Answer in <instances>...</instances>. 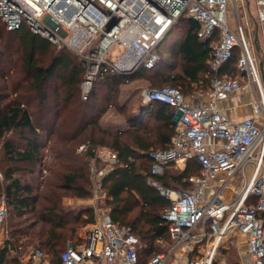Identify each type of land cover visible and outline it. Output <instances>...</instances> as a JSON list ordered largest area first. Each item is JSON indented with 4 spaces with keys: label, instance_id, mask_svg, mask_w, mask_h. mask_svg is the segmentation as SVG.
Returning <instances> with one entry per match:
<instances>
[{
    "label": "built area",
    "instance_id": "1",
    "mask_svg": "<svg viewBox=\"0 0 264 264\" xmlns=\"http://www.w3.org/2000/svg\"><path fill=\"white\" fill-rule=\"evenodd\" d=\"M232 1L0 0V17L7 29L26 26L59 48L70 49L86 63L80 84L85 100L94 82L108 71L131 75L141 67H155L161 58V43L181 16L198 22L201 39L213 38L219 32L211 43L214 77L207 90L188 96L173 85L142 91L145 103L171 104L178 116V128L169 146L148 151L153 163L147 181L171 202L162 217L169 222L172 242L145 264H173L178 253L186 256L185 264H213L233 231L246 236L251 264H264V86L254 47L238 11L235 25L229 21ZM257 3L256 21L262 24L264 0ZM117 45L124 49L115 57ZM236 47L240 48L236 77L221 76L222 65ZM247 87L255 91L252 115L233 120L220 102ZM191 158L202 167L199 174L190 177L192 188L181 190L158 179L168 165L185 168ZM96 160L104 161L109 170L97 169ZM118 160L116 151L98 148L91 158V178L102 177L98 188L104 186L103 176ZM8 215L7 197L2 194L3 248L11 241L5 228ZM140 246L132 226L114 222L108 212L88 224L80 242L62 251L61 260L62 264H141ZM19 258L21 264H51L41 249Z\"/></svg>",
    "mask_w": 264,
    "mask_h": 264
},
{
    "label": "trees",
    "instance_id": "2",
    "mask_svg": "<svg viewBox=\"0 0 264 264\" xmlns=\"http://www.w3.org/2000/svg\"><path fill=\"white\" fill-rule=\"evenodd\" d=\"M198 26L193 18H179L170 33L176 29L184 30L172 53V57L179 58L180 63L172 64L168 74L157 73L163 81L180 87L187 96L207 90L214 77L210 67L211 43L219 32L216 31L213 38L201 39L197 34ZM163 43L159 47L161 58L155 67H141L131 75L108 71L94 82L89 98L85 100L80 84L86 63L76 53L66 47L59 48L26 26L9 30L0 17V147L3 150L0 165L5 170L3 182H0V197L6 195L13 216L33 213L34 217L24 226L16 227L12 223L13 228L9 230L11 241L6 247H0V264H21L19 255L29 247L32 252L41 249L51 264H62L61 253L67 247L60 251L58 247L66 241V233L63 232L66 230V215L61 214L58 208V189H75L80 198L90 195V190H83V183L79 182L80 179L87 181L85 163L70 168L71 163L80 158L76 149L77 144L83 142L88 144L86 152L82 151L88 164L100 146L109 145L118 153L119 160L103 177V184L109 196L111 219L119 224L131 225L140 238L141 264L162 252L159 251L160 243L166 242L169 247L172 242L169 222L162 217V213L171 202L147 181L153 163L148 151L158 149L154 148L155 145L160 148L169 146L178 128L174 120V106L154 101L150 103V109L142 114L141 106L132 110L129 122L139 116L141 118L137 122L143 126H133V130L112 132L100 122L105 108L115 105L116 92L112 90L116 91L121 84L131 80L142 77L151 80L154 77L147 73L160 64ZM239 56L240 48L236 47L223 65L222 71L228 72L229 77H236L234 71L238 70ZM99 85L109 88L104 96L107 101L104 107L100 103L106 101L100 99ZM153 85L157 83L153 82ZM14 130H25L30 134L25 136L23 146L20 141L5 139L7 132ZM152 135L156 141L149 139ZM48 143H51L52 163L47 170L55 174V180L48 183L51 187L45 192L44 198L49 204L36 209L38 197L34 192L38 188L25 178L35 172L33 169L25 171L19 164L40 162L42 167L38 173L44 177L47 155L43 149ZM57 165L65 170L62 173L55 171ZM201 169L197 159L191 158L180 172H176L174 165H168L158 179L167 186L187 190L193 187L190 177L199 174ZM93 217L94 214L88 211L80 220L88 223L95 220ZM76 218L80 216L77 214ZM39 223L41 226H38ZM21 237L25 239L21 241ZM213 264L219 262L216 260Z\"/></svg>",
    "mask_w": 264,
    "mask_h": 264
},
{
    "label": "rangeland",
    "instance_id": "3",
    "mask_svg": "<svg viewBox=\"0 0 264 264\" xmlns=\"http://www.w3.org/2000/svg\"><path fill=\"white\" fill-rule=\"evenodd\" d=\"M240 3V2H239ZM232 6V4H231ZM232 10V7H229L228 13ZM179 32V30H177L174 34H172L169 37L170 42L166 45V47L170 46L171 44H176V37L175 35ZM164 47L166 50L169 49L171 51L170 54L169 52L163 53V57L162 60L160 62V64L158 65V67L154 70L149 71L147 74L148 75H153L154 77L152 79H154L155 81H152V79L150 80L149 78L146 77H142L139 78L138 80H131L130 83H125V84H121L116 91L112 90L111 92H116V96L114 98V102L115 105L113 107V109L109 108H105L106 111L103 114L100 122L102 123V126L107 129L108 131H112V132H117V131H125V130H133L134 127L133 126H138L141 127L142 125L138 124L139 122L138 119H140L141 117L137 116L134 118V123L133 122H129V114L132 110H134V105L132 104L133 102H135L137 99L132 98L130 99V97L128 96V93L130 92H141L144 88H155V87H160L166 84H172L171 82H165L161 79V77L157 76V73H161L164 72L166 74H168L169 72H171L170 67L173 65H179L180 63V59L179 58H174L172 57V53H173V48L169 47L166 48ZM59 49V48H58ZM124 49V47L122 45H117L115 46L114 50H115V57L117 55L120 54V52ZM173 64V65H172ZM177 70V69H175ZM153 82L157 83V85H153ZM264 86V83H263ZM98 92H101L102 97H100V99H104V96L109 92V88L107 86L104 85H99V87L97 88ZM134 97V96H133ZM127 98V99H126ZM106 101V100H105ZM124 103H123V102ZM107 103L103 101V103H100L101 105H103V107L105 106V104ZM123 106V107H122ZM177 114L176 117L174 118V120L177 119ZM151 120V119H150ZM150 122V121H149ZM150 127L152 126V123H149ZM143 127V126H142ZM30 134L28 133V131H19V130H14V131H8L6 134L5 139H12L15 141H20L22 146L24 143V138L25 136H29ZM125 138H128L125 137ZM149 139L156 141V137L154 135H152ZM52 143V142H51ZM51 143L47 144V148L43 149L44 154L47 155V158L45 160L44 163V168L45 170L43 171V175L44 177L39 176L40 174L38 173V170L40 169V167H42V164H40V162H25L24 164H19L20 166L23 167V169L29 170V169H33L34 170V175L36 177H34V175L32 176H27L25 177L27 180L31 181L32 184L38 188L35 192L34 195L38 197V202L36 205V209L42 208L46 205L49 204V201L46 200L44 197L46 196L45 192H47V189L49 187H51L50 185H48V183L50 181L55 180V174L48 172L47 168L48 166L51 165L52 163V158H51V151L49 150V147L51 146ZM84 145V149H80V146ZM100 147H106V148H111L109 145L106 146H100ZM85 148L88 149V144L83 142L81 145L78 143L77 144V153L80 155V158L77 159L76 162H72L71 163V167H76L78 165H81L82 163H85V170H86V180L84 181L83 179H80L79 182L83 183V190L84 189H88L90 190V195L88 197H84V198H80L77 196V190H60L58 189V193L60 195V203H59V211L61 212V214L63 213V215H66V230H63V232L66 233V241L65 243H62L59 247H58V251L64 249L65 247H68L69 244H77L80 242V231L83 230L84 227H87L89 223L93 222H82L80 219L81 217H83L84 213L86 212V215L89 213H93L94 214V219H98L100 217H102V215L104 216L105 213L110 214V203H109V196L107 193V190L105 188V186L98 188V181L102 180V177H96L94 179L91 178V174H92V166H91V160L88 164V162L86 163V159L82 154L86 151ZM154 148H160L159 145H155ZM2 148L0 147V154L2 153ZM84 151V152H82ZM82 152V153H80ZM96 167L97 169H105V170H109V166L106 165V163L102 160H96ZM55 171L58 172H63L65 169H61L60 166H55L54 168ZM181 170H177L176 172H180ZM250 171V168L248 170V172ZM108 172V171H107ZM0 173H2L3 177H0V182H3L4 179V175H5V170H4V166L0 165ZM107 174V173H106ZM105 174V175H106ZM239 175V174H238ZM34 177V178H33ZM104 177V176H103ZM12 211L10 209L9 211V215L8 218L5 222V228H7L8 230H11L12 227V223L16 224V227H20V226H24L25 224L30 223L32 220H34L33 217V213H27L21 216H13ZM15 214V213H14ZM77 214L80 216V218H76ZM38 226H41V224L39 223ZM69 229H72V231H70ZM2 231V228H0V232ZM61 232V231H60ZM72 234V235H71ZM239 233V232H231L225 242L222 244V246L219 248L217 255H216V260L219 262V264H243L242 262H246L248 260V257L245 254V242H244V237ZM25 238L21 237L20 240L23 241ZM161 247L159 248V251H165L168 248V245L166 242L164 243H160ZM22 250V249H20ZM32 252L31 247L27 248V251L24 252L23 254H20L19 256H24L25 258L28 257V254ZM21 253V252H20ZM51 256V255H50Z\"/></svg>",
    "mask_w": 264,
    "mask_h": 264
},
{
    "label": "crops",
    "instance_id": "4",
    "mask_svg": "<svg viewBox=\"0 0 264 264\" xmlns=\"http://www.w3.org/2000/svg\"><path fill=\"white\" fill-rule=\"evenodd\" d=\"M240 2V3H239ZM232 4V6H231ZM229 5V7H232V10L228 13V18L231 23V25H235L237 21V11L238 15L240 17V20L245 24L248 34L251 39V44L254 47L255 50V55L257 58V62L261 71V77H262V82L264 83V23H257V15H258V3L257 0H233ZM177 30L179 32L175 35L176 37V44H171L170 46L166 47V45L170 42L169 37L174 34ZM184 34L183 29H176L169 33V35L166 37L164 40V43L162 44V52H170L169 49H165L172 47L173 50L176 48L181 41V38ZM224 65V64H223ZM223 65L219 71L220 75L223 76H230L228 72L222 71L223 70ZM234 73H238V70L234 71ZM233 73V74H234ZM138 80V79H135ZM126 83H130L126 82ZM125 84V83H123ZM253 92L254 89L252 87H247L245 89H242L240 91H237L236 93H233L229 98L222 100L220 102L221 107L223 108V111L225 114L233 119V120H241L245 117L251 116L252 115V99H253ZM134 96V97H133ZM130 99L136 97V101L133 102L132 104L134 105V109H138L139 106H141L140 113L146 112L150 109V104L145 103L142 99V94L140 92H130L128 93V96ZM127 99V98H126ZM123 102V101H122ZM124 103V102H123ZM110 109H113V107H110ZM177 120V119H176ZM177 123V122H176ZM177 170H184L185 168L183 166L180 167H175ZM85 228H83L82 231H80L79 235L82 237L84 235ZM240 234L244 237V242H245V254L248 257V260L246 262H242L243 264H251L250 257L247 253V243H246V236L240 232ZM241 236V237H242ZM171 244V243H170ZM185 257L184 255L178 253L177 254V259L173 261V264H185ZM180 261H179V260Z\"/></svg>",
    "mask_w": 264,
    "mask_h": 264
},
{
    "label": "water",
    "instance_id": "5",
    "mask_svg": "<svg viewBox=\"0 0 264 264\" xmlns=\"http://www.w3.org/2000/svg\"><path fill=\"white\" fill-rule=\"evenodd\" d=\"M175 122H177V120H175Z\"/></svg>",
    "mask_w": 264,
    "mask_h": 264
}]
</instances>
